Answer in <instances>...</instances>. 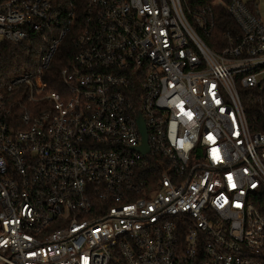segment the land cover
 I'll return each instance as SVG.
<instances>
[{
  "label": "built area",
  "instance_id": "obj_1",
  "mask_svg": "<svg viewBox=\"0 0 264 264\" xmlns=\"http://www.w3.org/2000/svg\"><path fill=\"white\" fill-rule=\"evenodd\" d=\"M260 1L0 0V43L46 34L0 83V264H264Z\"/></svg>",
  "mask_w": 264,
  "mask_h": 264
},
{
  "label": "trees",
  "instance_id": "obj_2",
  "mask_svg": "<svg viewBox=\"0 0 264 264\" xmlns=\"http://www.w3.org/2000/svg\"><path fill=\"white\" fill-rule=\"evenodd\" d=\"M218 0H189L191 7L195 9H201L203 7L213 6ZM224 3H229L230 0H221ZM216 26L213 31L210 44L214 47V40L221 39L228 28L235 29V24L231 16L227 13L225 6H216ZM46 34H34L29 40L21 44H14L8 41H2L0 43V83L3 86H7L11 81L23 74L34 72L39 68L40 61L44 49ZM75 34L70 35L65 39L60 47V50L53 62L49 75L53 76L56 81L59 79V72L66 66H68L74 59L76 49L74 47ZM213 39V40H212ZM25 102L21 101L20 106L15 110L18 114H21V105ZM23 112V111H22ZM156 173L159 172V167L150 166Z\"/></svg>",
  "mask_w": 264,
  "mask_h": 264
},
{
  "label": "water",
  "instance_id": "obj_3",
  "mask_svg": "<svg viewBox=\"0 0 264 264\" xmlns=\"http://www.w3.org/2000/svg\"><path fill=\"white\" fill-rule=\"evenodd\" d=\"M140 122V130L143 134V145L139 148V151L142 153H149L150 149L148 147V142H147V131H146V127L144 125V122L142 119L139 120Z\"/></svg>",
  "mask_w": 264,
  "mask_h": 264
},
{
  "label": "rangeland",
  "instance_id": "obj_4",
  "mask_svg": "<svg viewBox=\"0 0 264 264\" xmlns=\"http://www.w3.org/2000/svg\"><path fill=\"white\" fill-rule=\"evenodd\" d=\"M244 1L248 2V1H251V0H244ZM259 7H260V10L263 13V17H264V0L260 1V6Z\"/></svg>",
  "mask_w": 264,
  "mask_h": 264
}]
</instances>
